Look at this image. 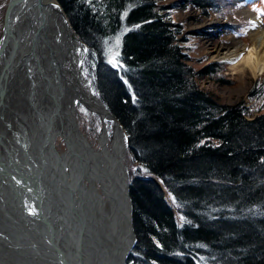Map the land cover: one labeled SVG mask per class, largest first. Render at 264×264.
I'll return each mask as SVG.
<instances>
[{"label":"trees","instance_id":"obj_1","mask_svg":"<svg viewBox=\"0 0 264 264\" xmlns=\"http://www.w3.org/2000/svg\"><path fill=\"white\" fill-rule=\"evenodd\" d=\"M164 1L58 0L135 164L136 241L126 264H264V111L219 104L198 89L197 77L217 66L187 64L188 37ZM218 2L181 6L205 13ZM263 83H253L250 99L263 96Z\"/></svg>","mask_w":264,"mask_h":264},{"label":"bare ground","instance_id":"obj_2","mask_svg":"<svg viewBox=\"0 0 264 264\" xmlns=\"http://www.w3.org/2000/svg\"><path fill=\"white\" fill-rule=\"evenodd\" d=\"M242 14L249 42L230 36L210 53L254 77L264 73V27ZM11 15L18 39L0 112V264H126L135 235L125 131L86 77L66 14L30 0ZM13 45L9 34L0 42V75Z\"/></svg>","mask_w":264,"mask_h":264},{"label":"rangeland","instance_id":"obj_3","mask_svg":"<svg viewBox=\"0 0 264 264\" xmlns=\"http://www.w3.org/2000/svg\"><path fill=\"white\" fill-rule=\"evenodd\" d=\"M7 1L8 0H0V39L2 36ZM218 1L219 4L216 7L214 6L205 13L189 3H187V7L184 8L181 6L182 0H165L164 3L174 4L169 15L173 21L179 24L183 33L188 37V40L184 43L185 52L188 54V57H190L187 64L193 66L196 70L202 69L209 64L217 66L218 71L213 74L212 77L202 75L197 77L196 85L198 89L207 92L219 104L231 105L241 103L242 106L249 107L254 114L260 109L264 111V92L260 99L255 100L250 99L248 94L249 88L255 81L259 83L262 81L264 82V73L253 77L246 71L238 72L237 68L234 69L233 67L234 63L229 64L215 60L210 53L211 43H229L232 40L231 37L248 43V30L252 25L251 22L243 16L242 9H249L251 12H254V14L259 15L264 27V0H252L250 5L245 0H242L234 5L231 10L229 9L233 0ZM176 4L179 5L175 7ZM247 5H249L251 9ZM82 56L85 75L95 87L97 67L92 60V55L86 50L84 45ZM110 57L109 59L113 61L112 58L114 57ZM80 111L83 116V125L89 126L91 119L85 115V110ZM56 145L61 146L60 143ZM125 163L128 169L135 168V164L128 153V149ZM164 193L166 198H168L166 191H164ZM175 215L177 220L180 221L178 214L175 213Z\"/></svg>","mask_w":264,"mask_h":264},{"label":"water","instance_id":"obj_4","mask_svg":"<svg viewBox=\"0 0 264 264\" xmlns=\"http://www.w3.org/2000/svg\"><path fill=\"white\" fill-rule=\"evenodd\" d=\"M30 0H8L7 2V6H6V10H5V16H4V23H3V27H2V36L0 39L1 40H5V37L8 36V34L12 37L14 45H13V52L10 51L6 61L3 64V68H2V72L0 75V112L3 108H7L8 106L5 105V96L10 94V82L9 80L12 79V68H13V64L11 63V59L12 56L14 54L15 48H16V43H17V39L18 37L16 35L13 34L12 32V23H11V13H17V11L22 7V6H26L27 3ZM37 5H39L41 7V4H46L49 8L55 7L59 10V13H65L62 9V7L60 6V4L58 3L57 0L53 1V0H36ZM3 43V41H2ZM1 117V116H0ZM18 129L20 130V126L18 127ZM1 137V136H0ZM23 141H25L24 139L21 140V142L23 143ZM24 144V143H23ZM24 219V217H22ZM21 218V219H22ZM40 233H43L40 229H38ZM29 234H32L31 232ZM135 240V239H134ZM51 248H55L57 250H59V252L63 254L61 248L62 247H58L55 243H52V245H49Z\"/></svg>","mask_w":264,"mask_h":264},{"label":"snow or ice","instance_id":"obj_5","mask_svg":"<svg viewBox=\"0 0 264 264\" xmlns=\"http://www.w3.org/2000/svg\"><path fill=\"white\" fill-rule=\"evenodd\" d=\"M230 62L234 63L235 61H230Z\"/></svg>","mask_w":264,"mask_h":264}]
</instances>
